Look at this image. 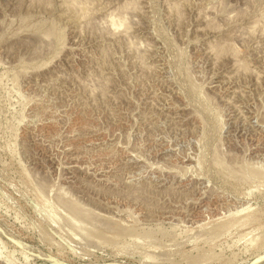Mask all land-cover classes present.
I'll use <instances>...</instances> for the list:
<instances>
[{
  "label": "rangeland",
  "instance_id": "374dc122",
  "mask_svg": "<svg viewBox=\"0 0 264 264\" xmlns=\"http://www.w3.org/2000/svg\"><path fill=\"white\" fill-rule=\"evenodd\" d=\"M262 178L264 0H0V264H248Z\"/></svg>",
  "mask_w": 264,
  "mask_h": 264
},
{
  "label": "bare ground",
  "instance_id": "6f19581e",
  "mask_svg": "<svg viewBox=\"0 0 264 264\" xmlns=\"http://www.w3.org/2000/svg\"><path fill=\"white\" fill-rule=\"evenodd\" d=\"M75 2H76V1H75ZM131 2H132V1H131ZM71 3H72V2H70V4H71ZM77 3H78V2H77ZM77 3H76V4H77ZM83 3H84V2H83ZM88 3H89V2H87V4H88ZM64 4H65V3H64ZM72 4H74V3H72ZM79 4H80V3H79ZM125 4H127V3H125ZM65 5H66V4H65ZM174 5H175V4H174ZM66 6H67V5H66ZM72 6H74V5H72ZM77 6H78V5H77ZM79 7H80V6H79ZM79 7H78V8H79ZM135 7H136V6H135ZM166 7H167V5H166ZM169 7H170V6H169ZM80 8H81V7H80ZM82 8H83V7H82ZM138 8H139V7H138ZM86 9H87V8H86ZM132 9H134V8H132ZM177 9H178V8H177ZM82 11H83V10H82ZM85 11H86V10H85ZM115 11H116V10H115ZM135 11H136V10H135ZM137 11H138V10H137ZM174 11H175V10H174ZM110 12H111V11H110ZM140 12H141V11H140ZM176 12H177V11H176ZM108 13H109V12H108ZM81 14H82V13H81ZM111 14H112V13H111ZM85 15H86V14H85ZM103 15H104V14H103ZM122 15H123V14H122ZM113 16H114V15H113ZM115 16H116V15H115ZM111 17H112V16H111ZM119 17H123V16H120V15H119ZM116 18H117V17H116ZM112 19H113V18H112ZM117 19H118V18H117ZM119 19H120V18H119ZM123 19H124V18H122V20H121L120 22H118L120 25H122ZM124 20H125V19H124ZM113 21H117V20H113ZM113 23H114V22H113ZM116 23H117V22H116ZM118 23H117V24H118ZM124 23H125V21H124ZM125 24H126V23H125ZM125 24H124V25H125ZM114 25H116V24H113V26H114ZM127 25H128V24H127ZM121 27H122V26H121ZM127 27H128V26H127ZM249 27H250V25H249ZM123 29H124V28H123ZM125 29H127V28L125 27ZM125 29H124V31H125ZM124 31H123V32H124ZM126 32H127V31H126ZM126 32H125V33H126ZM125 33H124V34H125ZM45 34H46V33H45ZM47 35H48V33H47ZM47 35H46V36H47ZM211 48H212V47H211ZM207 51H208V49H207ZM236 61H238V60H236ZM238 62H239V61H238ZM235 63H236V62H235ZM239 97H240V96H239ZM228 103H229V102H228ZM235 107H236V106H235ZM242 118H243V117H242ZM221 162H222V161H221ZM224 163H225V162H224ZM218 164H219V163H218ZM218 164H217V165H218ZM221 164H222V163H221ZM245 164H246V163H245ZM247 164H248V163H247ZM248 172H249V171H248ZM262 179H264V178H262ZM59 198L62 199V197H59ZM57 199H58V198H57ZM63 200H64V199H63ZM60 201H61V200H60ZM61 202H62V201H61ZM63 204H64V206H65V205L67 204V202H63ZM61 205H62V203H61ZM68 205H71V204L69 203V204H67L66 206H68ZM62 206H63V205H62ZM70 207H71V206H70ZM73 208H74V206L71 207V208H69V209L72 210ZM75 209H76V208H75ZM241 211H242V210H241ZM71 212H73L74 215H76V217H78V216H79V217H80V216H81V217L86 216V215L82 216V214H84V213L81 214V212H80V210H78V208H77V210H73V211H71ZM242 212H244V211H242ZM73 213H72V215H73ZM240 213H241V212H240ZM245 216H248V217H249L250 215H245ZM245 216H244V217H245ZM74 217H75V216H74ZM76 217H75V218H76ZM87 217H88V216H87ZM244 217H243V218H244ZM79 219H80V218H79ZM79 219H78L77 221H79ZM240 219H242V218H240ZM249 220H250L249 218H246V217H245V218L242 220V222H241V226H244ZM75 221H76V220H75ZM75 221H74V222H75ZM240 221H241V220H240ZM235 223H236V222H235ZM233 224H234V223H233ZM233 224H232V225H233ZM227 228H228V227H226V229H227ZM226 229L223 230V233L228 231V230L225 231ZM228 229H229V228H228ZM229 230H230V229H229ZM81 232H82V231H81ZM87 232H91V231H87ZM82 233H83V232H82ZM92 234H93V233H92ZM84 235H87V234H84ZM88 235H89V234H88ZM95 235H96V234H95ZM86 237H87V236H86ZM96 237H98V236H96ZM96 237L94 236V238H96ZM90 239H91V238H90ZM95 240H96V239H95ZM1 261H2V260H1ZM3 263H4V262H3ZM6 264H12V261H11L10 259H7Z\"/></svg>",
  "mask_w": 264,
  "mask_h": 264
},
{
  "label": "water",
  "instance_id": "95a60500",
  "mask_svg": "<svg viewBox=\"0 0 264 264\" xmlns=\"http://www.w3.org/2000/svg\"><path fill=\"white\" fill-rule=\"evenodd\" d=\"M263 260H264V255H260L254 258L253 260H251L248 264H258Z\"/></svg>",
  "mask_w": 264,
  "mask_h": 264
}]
</instances>
